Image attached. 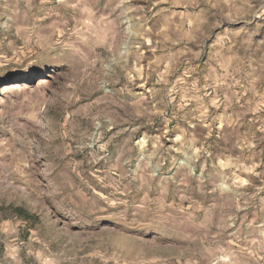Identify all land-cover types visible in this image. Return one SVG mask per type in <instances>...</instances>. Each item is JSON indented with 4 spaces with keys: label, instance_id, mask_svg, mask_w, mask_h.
I'll return each instance as SVG.
<instances>
[{
    "label": "rangeland",
    "instance_id": "1",
    "mask_svg": "<svg viewBox=\"0 0 264 264\" xmlns=\"http://www.w3.org/2000/svg\"><path fill=\"white\" fill-rule=\"evenodd\" d=\"M0 264H264V0H0Z\"/></svg>",
    "mask_w": 264,
    "mask_h": 264
},
{
    "label": "bare ground",
    "instance_id": "2",
    "mask_svg": "<svg viewBox=\"0 0 264 264\" xmlns=\"http://www.w3.org/2000/svg\"><path fill=\"white\" fill-rule=\"evenodd\" d=\"M21 85H19V84H14V85H12L11 87L12 88H14V89H17V88H19Z\"/></svg>",
    "mask_w": 264,
    "mask_h": 264
}]
</instances>
